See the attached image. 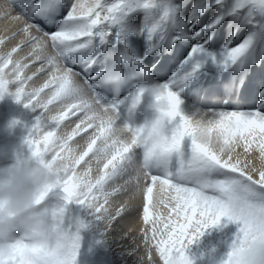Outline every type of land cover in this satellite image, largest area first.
I'll return each instance as SVG.
<instances>
[{"label": "snow or ice", "instance_id": "6c2138e0", "mask_svg": "<svg viewBox=\"0 0 264 264\" xmlns=\"http://www.w3.org/2000/svg\"><path fill=\"white\" fill-rule=\"evenodd\" d=\"M12 2L0 7V20L17 25L15 30L6 28L0 37V98L11 94L16 102L24 101L25 108L39 113L26 143L31 156L57 177L38 203L48 199L55 205L61 237L52 248L21 240L9 255L0 256V264H77L83 230L99 223L105 232H113L129 214L139 215L141 208L145 225L156 217L151 228L142 229L147 264H192L185 249L207 228L219 225L222 218L239 225L224 264H264V109H213L186 117L182 100L172 88L194 75L199 70L197 64L191 72L178 74L170 84L153 90L158 117L149 126L117 127L118 106L103 104L90 84L80 82L65 66V59L88 50L96 39L103 43L111 29L122 26L137 7H155L154 0H115L111 4L105 0H69L68 14L55 32H46L39 24L13 15ZM65 2L44 0L40 14L54 23ZM222 3L216 0L217 5ZM245 8L250 14L264 16V0H236V10ZM170 15L165 10L161 21L146 29L150 41ZM223 19L218 17L208 29ZM201 32L194 33L193 38L201 37ZM18 37L23 39L13 43ZM178 39L174 36L171 42ZM252 43L249 37L229 48L221 66L236 65ZM203 51L197 42L185 63ZM29 81L32 84L26 90ZM143 93L141 89L133 99V109ZM70 115L76 117L70 121L74 127L60 134L62 122ZM38 136L42 140L36 139ZM77 136H81L83 148L79 143L69 145ZM186 138L190 144H185ZM90 154L85 168L77 172V166ZM158 204L169 209L164 223L167 233L158 226L163 222ZM73 205L82 208L87 218L75 214ZM127 254L135 255L136 249ZM138 264H145L143 256Z\"/></svg>", "mask_w": 264, "mask_h": 264}, {"label": "bare ground", "instance_id": "6f19581e", "mask_svg": "<svg viewBox=\"0 0 264 264\" xmlns=\"http://www.w3.org/2000/svg\"><path fill=\"white\" fill-rule=\"evenodd\" d=\"M39 2L40 0H13L12 14L36 24L32 15L38 11ZM113 2L115 0H105L106 4ZM138 2L142 3L143 0H138ZM8 3L9 0H0V7H5ZM15 4H18L20 9ZM154 4L155 7L150 10L137 7L134 12L125 17L122 26L111 29V34L103 43L96 39L88 50L69 55L65 59V66L77 74L80 82H84V78L76 70L77 66L81 65V68L86 70L90 76H100L106 65L105 49L107 46L123 44L135 57L141 67L143 79L132 90L121 94L120 99L124 101L122 109L129 121H124L118 112L117 127L149 126L158 117L153 90L170 84L174 76L178 74L191 72L197 64L199 70L194 75L184 80L179 87L172 88L173 91L178 92L182 100L181 110L186 117L191 118L200 113H209L213 109L225 111L264 109V16L260 15V18L256 20V15L259 16V13L250 14L251 10L247 8L236 10V0H223V3L218 6L216 0H154ZM62 6L61 21L57 28L52 30L53 32L63 25L70 8L69 0H66ZM165 10H169L171 15L164 22L161 32L150 41L146 29L160 22ZM220 16L224 17L221 24L209 30L207 26ZM16 27L17 25L10 20H0V37L5 35L6 28L11 31ZM201 30V37L194 39L193 34ZM161 35L164 36L163 40L160 38ZM174 36L180 39L172 43ZM249 37L253 39V43L247 55L236 65L222 67L224 53ZM21 39L23 37H18L13 43H19ZM197 42L202 44L204 51L197 53L190 62L185 63ZM2 50L3 47L0 46V51ZM212 57H215V61ZM25 72L30 74L27 70ZM31 84L32 82L29 81L28 85H25L26 90ZM141 89L144 93L140 103L133 109V99ZM11 91L14 89L10 88ZM101 102L106 106L114 105ZM24 103V101L16 102L11 94H5L0 98V167L10 166L17 159L31 155V149L26 140L39 113L25 108ZM49 107L52 108L54 105ZM75 119L76 117L70 115L69 120L62 122L60 134L70 132L74 127L70 121ZM91 131L92 129H89V132ZM86 135L88 133L81 134V136ZM81 136L69 141V145L75 146L79 143L83 148ZM36 139L42 140V136ZM185 144H190V139L186 138ZM41 147L43 148V144ZM90 158L91 154L77 166L76 171L83 170ZM153 196L158 201L157 189H154ZM72 207L75 214L87 218V213L82 208L76 205ZM158 210L161 221H163L158 226L167 233L168 230L164 229V223L169 218V209L164 204H158ZM171 215L175 217L174 213ZM155 219L154 215L150 223L145 225L142 219V208L139 215L129 214L121 222L119 228L113 232H107L112 245L106 244L104 238H101L106 232L99 223L83 230L80 233L81 247L79 249L83 254V263L138 264L139 257L143 256L147 264L149 256L142 243V229L151 228L152 221ZM180 222L183 221L177 220V223ZM238 229L239 225L222 218L219 225L207 228L203 235L194 240L185 249V254L192 264H224ZM133 238H135V243ZM165 238H167L166 235ZM119 243L125 244L122 253L119 258L112 259L111 248ZM133 248L136 249V254L128 255L127 252ZM153 254L158 260L159 256L155 253V249H153ZM160 264L163 262L160 261Z\"/></svg>", "mask_w": 264, "mask_h": 264}, {"label": "clouds", "instance_id": "9594fccd", "mask_svg": "<svg viewBox=\"0 0 264 264\" xmlns=\"http://www.w3.org/2000/svg\"><path fill=\"white\" fill-rule=\"evenodd\" d=\"M57 177L31 155L0 167V256H7L17 242L28 240L44 248L60 243L55 205L42 194Z\"/></svg>", "mask_w": 264, "mask_h": 264}, {"label": "rangeland", "instance_id": "374dc122", "mask_svg": "<svg viewBox=\"0 0 264 264\" xmlns=\"http://www.w3.org/2000/svg\"><path fill=\"white\" fill-rule=\"evenodd\" d=\"M218 6V5H217ZM260 18V15L259 16H257L256 15V20H258ZM101 238H104V240H105V243L106 244H110V245H112V241L109 239V235L107 234V232L106 233H104L102 236H101ZM124 246H125V244L124 243H119V244H117V245H113L112 246V248H111V251H110V254H111V258L112 259H117V258H119V256L121 255V253H122V250H123V248H124ZM80 255V256H79ZM81 257V258H80ZM80 258V259H79ZM78 260H81V261H78ZM83 260V254L80 252V250H79V253H78V259H77V264L79 263V264H85V263H83L84 261H82ZM88 264H93L92 262H90V263H88Z\"/></svg>", "mask_w": 264, "mask_h": 264}]
</instances>
